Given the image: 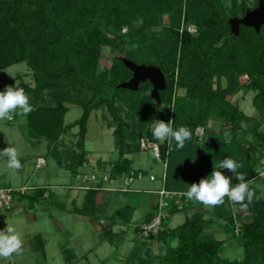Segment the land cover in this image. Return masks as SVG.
Here are the masks:
<instances>
[{
  "label": "trees",
  "instance_id": "obj_1",
  "mask_svg": "<svg viewBox=\"0 0 264 264\" xmlns=\"http://www.w3.org/2000/svg\"><path fill=\"white\" fill-rule=\"evenodd\" d=\"M257 3L258 0H0V70L25 62L34 78L33 85L22 78L18 83L9 79L0 84V91L7 86L24 89L33 107L24 116L27 135L44 139L60 167L75 176L85 165L89 116L93 110L106 108L114 123L113 135L120 154L109 163L112 176L128 175L131 170L148 174L145 169H134L133 159L123 158L124 154L137 155L149 149L143 147L144 141L159 145L167 190L186 192L191 184L209 177L214 165L229 157L243 165L239 172L262 197L251 204L245 201L247 206L232 204L227 197L220 206L199 203L201 209L191 211L182 223L170 227V216L190 211L198 203L190 200L183 209H176L173 200L163 228L148 237L158 243V252L138 257L140 249L136 248L127 264H264V177L259 175L264 172V24L259 32L240 25L239 33L231 34L229 23L230 17H242ZM190 26L195 31H190ZM106 46L113 55L109 67L101 66ZM124 57L161 68L166 87L160 90L159 109L150 93H144L152 88L149 81L141 82L136 91L118 87L132 75ZM180 90L183 94L178 93ZM238 90L254 93L252 105L258 116L247 115L229 99ZM117 101L125 102L140 117L138 139ZM67 103L82 109L81 116L70 124L64 122ZM143 112L150 114L148 120ZM212 117L220 120L217 130L208 127ZM155 120L172 121L174 130L188 128L191 139L182 149L177 150L174 141L170 148L168 140L154 139L151 126ZM74 127H78L74 148L61 153L58 143ZM199 127L204 129L202 140L195 135ZM134 139L138 140L135 144ZM220 171L232 179L233 186L238 183L231 172ZM47 191L48 187H37L28 197L35 202ZM100 191L88 189L82 205H74V212L99 221L96 207ZM135 210V206L127 204L106 215L109 224L102 227V238L113 240V226L131 224ZM156 213L157 201L140 224L149 222ZM137 228L138 224L134 232L139 237ZM213 228L228 233L229 239L238 243L241 258L231 259L221 253L227 239L217 238L209 231ZM36 237L35 250L44 254L41 236ZM66 263L77 264L71 256Z\"/></svg>",
  "mask_w": 264,
  "mask_h": 264
},
{
  "label": "rangeland",
  "instance_id": "obj_2",
  "mask_svg": "<svg viewBox=\"0 0 264 264\" xmlns=\"http://www.w3.org/2000/svg\"><path fill=\"white\" fill-rule=\"evenodd\" d=\"M224 1L228 2L229 0ZM163 18L165 22L168 21L166 13ZM190 28L195 31L194 27L190 26ZM112 56L110 48L106 46L103 51L101 66H111ZM20 78L24 79L29 84H34L32 71L25 62L13 64L0 70V84L9 79H14L15 83H18ZM144 93L149 94L150 92ZM178 93L183 94V91L180 90ZM253 95V92L244 93L242 90H238L236 93L230 95L229 99L237 103L247 115L258 116L257 110L252 105ZM67 105L69 110L65 114L64 122L65 124H70L81 116L82 109L75 103H67ZM117 105L122 110L124 118L130 123L131 128L136 131V139H138L140 132L137 126L141 123L139 120L140 117H138L133 110L129 109L125 102L117 101ZM151 105H153V103H151ZM158 106L156 102L155 107L159 109L160 107ZM143 116L148 120L150 114L145 112ZM208 127L215 130L219 129L221 127L220 120L212 117L208 121ZM77 130L78 127H74L69 133L63 135L61 140L63 144L61 142L57 145L61 153H63L64 149L71 151V149L74 148V143L77 140ZM113 130L114 123L106 108L93 110L91 112L85 137V147L88 150V161L79 168L74 176L71 173L70 175L64 167L57 166V160L51 153L47 152L48 146L44 139H29L23 115L16 114L11 121H0V150L6 147H15L19 153L18 158L21 162V168L19 170H11L7 167V158L0 157L2 183L10 177L11 180L13 179L15 181L12 183L14 184V188L20 187L24 182L28 185L38 187L39 185H49L50 183L55 184V182H65V180H69L70 177H72L71 182H73L75 186L73 190L76 191L75 193L71 192V196L74 197L73 203L70 202V198L63 200L58 197V199L55 200L50 194H47L46 199L34 202L28 198V196L35 191L32 189L29 190L27 196L21 200V206L16 207V205H14L12 210L0 211V230L6 228L7 225L12 226L16 233L20 235L23 242L22 249L19 253H14L11 257L6 259L0 258V264H66V260L70 256L77 264H127L129 262V256L136 248L140 249V254H137L138 257L140 255L148 257L158 252V243L155 240H150L148 238L141 239L134 234L135 226L140 224H135L134 222H136L135 220L138 221L141 219L144 210L142 206H138L135 210L131 224H115L113 226L112 229L114 233H116L113 240L103 239L101 235L102 227L109 224L106 215L112 213L110 210L111 207H107L105 202L108 197L115 195L114 207H119L124 203L135 204L137 203L136 200L140 201L145 196L155 195V197H157L155 193L150 194L143 191L146 188L157 189L160 187L161 180L157 179L151 181L149 175L153 173L157 176H161L164 171L163 160H161V158H155L150 148L140 151L137 155H123V158L128 157L133 159L132 167L134 169H145L148 171V174H146L147 176L144 175L142 178H135L132 183V188L134 189L132 193L101 190L97 195V200L100 199L101 202L98 203L96 207V213L100 217L99 221L74 212L73 210L74 205H82L83 194L87 191L79 187L82 180L77 177V174L91 175V173H94L97 169L102 172L104 169L106 170L109 168V163L111 161H115L120 157L118 148L115 144ZM203 134L204 129L202 127L197 128L195 135L199 140H202ZM136 139L133 140L134 144L138 141ZM38 157H42L45 160V164L41 168L36 167ZM100 163L101 166L105 167L104 169L100 167ZM2 174L8 177L6 178ZM111 185L113 187H123L119 181ZM58 191H61L60 188L57 189V192ZM79 191L82 192L79 193ZM21 197H23V195H16V199ZM33 202L34 206L31 207L29 203L33 204ZM201 208L202 205L195 203L190 211L181 210L176 212L170 216L168 220L169 226H177L185 220L186 216L190 214L191 211ZM209 231L213 232L217 238L227 239L221 250L224 256H228L231 259L241 258V247L237 242L229 239L228 233L221 232L216 228ZM38 232H41L45 241L46 257H44L40 251L34 250L38 242L37 237L34 235ZM146 249L150 252L147 253V251H145ZM138 257L135 258L137 262L139 259Z\"/></svg>",
  "mask_w": 264,
  "mask_h": 264
},
{
  "label": "clouds",
  "instance_id": "obj_3",
  "mask_svg": "<svg viewBox=\"0 0 264 264\" xmlns=\"http://www.w3.org/2000/svg\"><path fill=\"white\" fill-rule=\"evenodd\" d=\"M173 110V109H172ZM33 111L32 105L29 103V96L23 88L7 86L0 91V121L14 119L16 114L27 116ZM174 111V110H173ZM171 122L163 120H155L152 123V135L157 141L175 142L176 149H182L186 141L191 139V131L181 126L173 129ZM0 157L7 158V167L11 170H19L21 162L19 153L15 147H6L0 150ZM243 165L232 158H225L214 165L213 171L207 178H202L199 183H193L183 195L188 200H194L203 204L205 207L220 206L225 203V197L232 204H251L253 200H259L262 197L257 196L256 191L249 187V182L244 174L239 172ZM220 169H226L231 172L238 183L233 186L232 179L225 176ZM264 177V172L259 174ZM22 239L15 229L7 225L6 228L0 230V258H9L14 253H19L22 249Z\"/></svg>",
  "mask_w": 264,
  "mask_h": 264
},
{
  "label": "built area",
  "instance_id": "obj_4",
  "mask_svg": "<svg viewBox=\"0 0 264 264\" xmlns=\"http://www.w3.org/2000/svg\"><path fill=\"white\" fill-rule=\"evenodd\" d=\"M192 30L190 27L188 28ZM193 31V30H192ZM144 148L149 147L153 151L155 158L160 159V150L159 145L156 143H145L142 141ZM45 164V160L42 157H38L36 161V167L41 168ZM102 170V169H101ZM144 175L139 172L138 174L135 171L131 170L128 175H116L112 176L110 173V168L104 169L102 172L98 169L95 170L91 175L87 174H77V177L82 180V183L79 187L83 190L88 189H99L107 191H134L132 188V183L135 178H142ZM165 172L161 176L155 174H150L149 179L155 181L157 179L161 180L162 185L151 192L157 195V213L152 217L149 222H144L138 225L137 234L141 239L148 238L150 236L156 235L162 228L164 221L167 220L170 216V209L172 208L171 201L175 200L176 209H183V206L186 202H189L182 191H172L167 190L164 185ZM119 181L123 187H113L111 184ZM37 187L31 186L28 184L21 185L18 188L12 186H7L2 183L0 178V211H9L15 205L16 195H25L29 190L36 189Z\"/></svg>",
  "mask_w": 264,
  "mask_h": 264
},
{
  "label": "water",
  "instance_id": "obj_5",
  "mask_svg": "<svg viewBox=\"0 0 264 264\" xmlns=\"http://www.w3.org/2000/svg\"><path fill=\"white\" fill-rule=\"evenodd\" d=\"M229 23L231 34H238L240 25L252 27L256 32H259L264 24V0H258L257 5L248 9L242 17H230ZM122 60L125 66L132 71V75L128 80L121 82L118 87L136 91L141 82L149 81L152 84L150 97L159 105L161 102L160 90L166 87V78L161 68L156 65L137 63L126 57Z\"/></svg>",
  "mask_w": 264,
  "mask_h": 264
},
{
  "label": "crops",
  "instance_id": "obj_6",
  "mask_svg": "<svg viewBox=\"0 0 264 264\" xmlns=\"http://www.w3.org/2000/svg\"><path fill=\"white\" fill-rule=\"evenodd\" d=\"M30 140H31V138H29ZM32 140H36V139H33L32 138ZM13 147V146H12ZM49 151V149L47 148V152ZM49 153V152H48ZM38 159V158H37ZM262 162L264 163V160H262ZM57 166L58 167H60L58 164H57ZM138 169H142V168H138ZM66 171L67 172H69V170H67L66 169ZM69 174H70V172H69ZM151 174H153V173H151ZM2 175H4L6 178L8 177V176H6L5 174H2ZM71 175V174H70ZM145 176H147L146 174H145ZM0 178H1V174H0ZM9 178V179H8ZM7 178V180L3 183L4 185H7V186H12L13 187V185L14 184H12V183H14L15 181L12 179L11 180V178L10 177H8ZM71 179H72V177H70V179L69 180H65V182H55V184H49L50 185V188H49V185L48 184H45V185H39L38 187H43V186H45V187H48L49 188V191H47L40 199H39V201L40 200H42V199H46V196H47V194H49V193H52V196H53V198L56 200V199H58V197H60V198H62L63 200L65 199L66 200V198L68 199V198H70V202L71 203H73L74 202V197L73 196H71V192L73 193H75L76 191L75 190H73V188L75 187L74 185H73V182H71ZM2 180V179H1ZM9 180V181H8ZM22 181H24V180H22ZM25 184H27L26 182H24L23 184H21V185H25ZM162 185V183L160 182V186ZM58 188H60V190L61 191H58L57 192V189ZM159 188V187H158ZM151 190H154V189H150V188H146V189H144L143 191L144 192H146V193H153V192H151ZM80 192H82V191H79V193ZM132 192H134V191H131L130 193H132ZM136 192V191H135ZM83 196H84V194H83ZM26 196H24V197H21V198H17V199H15V205H16V207H18V206H21V204H22V199L23 198H25ZM29 198V197H28ZM82 198V197H81ZM19 199V200H18ZM98 199V198H97ZM115 199H116V197H115V195H111L110 197H108V199H107V201H105L106 202V205H107V207H111L110 208V210H111V212H113L115 209H117L118 207H114V205H113V203L115 202ZM18 200V201H17ZM62 200V201H63ZM61 201V202H62ZM156 201H157V197H155V195L154 196H145L144 198H142L140 201L139 200H136V202L137 203H135V204H131V203H124V204H122L121 206H123V205H127V204H129V205H133V206H135L136 207V209H137V207L139 206H142L143 207V214H142V216H141V219L140 220H135L136 222H134L135 224L136 223H140V222H142V219L144 218V216L150 211V210H152L154 207H155V204H156ZM56 202H58V201H56ZM60 202V203H61ZM82 202H83V198H82ZM101 202V200L99 199V200H97V204L98 203H100ZM64 204V203H63ZM137 204V205H136ZM29 205H31V207H33L34 206V202H33V204H31V203H29ZM62 205V204H61ZM112 206H113V208H112ZM121 206H119V207H121ZM167 223H168V221H167ZM169 225V224H168ZM134 234H135V232H134ZM41 236V238H42V241H43V244H44V257H46V250H45V241H44V238L42 237V234H41V232L39 233H37L36 235H34V236ZM33 247V246H32ZM35 250V249H34ZM67 264V263H66Z\"/></svg>",
  "mask_w": 264,
  "mask_h": 264
}]
</instances>
